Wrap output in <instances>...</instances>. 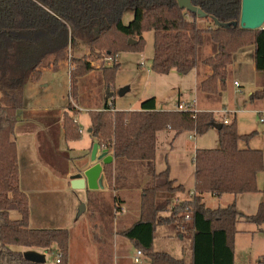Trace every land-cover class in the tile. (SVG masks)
<instances>
[{
	"label": "trees",
	"instance_id": "16d2710c",
	"mask_svg": "<svg viewBox=\"0 0 264 264\" xmlns=\"http://www.w3.org/2000/svg\"><path fill=\"white\" fill-rule=\"evenodd\" d=\"M203 13L181 9L177 0H0V264H45L24 258L13 247L49 251L56 247L59 264L68 262L69 235L65 229H30L28 200L18 187L17 155L14 137L17 111L23 107L24 87L41 78V69H57L66 61L77 41L85 42L88 53L71 58L69 96L76 101L78 81L94 67L91 59H114L100 68L105 87H111L119 63L118 54L142 52L144 32L153 34L151 71L167 75L175 70L188 75L197 67V52L208 35L211 54L201 60L210 75L199 84L206 95L224 91L227 68L238 51L252 47V61L261 78V88L251 94V101L264 99V30H246L239 26L241 0H190ZM133 18L122 23L126 10ZM199 20L210 21L201 27ZM214 22L217 24L215 25ZM129 41H134L129 44ZM73 111L70 102L67 106ZM91 137L107 149L117 162L145 163L150 183L140 194V218L121 232L135 250L150 264H194L197 220L207 225L210 236L219 234L229 258L235 249L237 223L242 218L257 227L264 225V201L253 215L241 214L235 201L224 208H209L203 195L221 197L258 192L257 174L263 168L261 150L240 148L248 144L256 132L240 135L233 116L228 123L218 121L212 112L157 111L153 98L144 100L136 111H112L105 105L102 111L89 112ZM221 124L217 130L218 147L197 149L193 157L192 197L172 205V196L185 189L170 177L166 165L155 170L156 136L170 130L175 135L189 132L197 136ZM66 141L79 137L78 126L63 114ZM105 180H112V166L103 169ZM159 194L166 195L158 199ZM19 214L12 220L9 213ZM190 221H185V216ZM169 237L182 239L180 258L158 250L155 240L160 229ZM222 233V234H221Z\"/></svg>",
	"mask_w": 264,
	"mask_h": 264
},
{
	"label": "crops",
	"instance_id": "0c3cea01",
	"mask_svg": "<svg viewBox=\"0 0 264 264\" xmlns=\"http://www.w3.org/2000/svg\"><path fill=\"white\" fill-rule=\"evenodd\" d=\"M252 51V47L238 51L234 54L231 65L228 66L229 69L231 68L233 72L237 73L235 75L236 78L232 80V84L230 85L232 99L228 102L226 100L227 96L220 95L221 93L218 97L219 101L215 99L218 102L209 101L212 99H209L211 97H206V94H204V98L208 101H205L201 97L199 84L210 75L209 68L200 63L203 58L199 60L197 67L188 75L181 76L175 70H172L164 76H171L179 84L187 83L190 86L189 92L192 91L194 94L193 99L190 98L194 109L212 112L215 116L219 114V117H216L218 121H223L225 118L230 120L233 116L238 120L237 115L240 113V110L239 108H235L236 102L234 101L236 100L235 92H239V90V94L245 92V96L248 99L250 110L247 112L257 115L264 112V99L260 101L250 100L251 94L261 88V78L255 70L252 61ZM206 53H208L207 55L211 53L210 47ZM118 57L116 61L119 63ZM66 63V61L60 62L56 70H53L50 65L42 68L40 80L36 83L29 82L25 85L23 107L17 111L16 115L17 122L14 127L13 140L17 155L18 187L28 200V227L38 230H67L69 235L67 264H150L149 260L142 254L138 256V262H135L137 250H135L129 240L121 235V232L131 227L140 218V194L142 189L150 183V175L146 164L126 161L117 162L113 158L111 163V183L109 184L105 180L102 170L97 181V190H89L85 187V208L80 215H78V207L81 201L70 188L68 177L80 170H87L93 165L89 157L92 145L94 143L98 144V142L91 137L89 112L102 111L106 104L112 105V111H136L139 110L141 102L150 98L154 99L157 111L174 110L176 106L173 105L174 107L170 108L164 100L158 99L155 95L145 97L144 94L133 102L128 109L125 107L117 108L114 94L111 92L112 89L108 88L105 97L100 96V101L96 105L83 106L78 102L80 98L79 82L91 76H97L90 80V83L94 81L93 88H95L96 84L98 87L100 85V87L105 88L100 68L94 67V70L78 81L77 99L73 101L69 96V85L65 93L63 92V84H58L56 89L52 86L54 80L53 73L63 70L69 76ZM252 81L256 85L255 88L248 84ZM234 82L238 84L237 88L233 85ZM180 90L182 89L178 90V95L182 96ZM126 92H128L127 87L120 94L124 95ZM56 96L61 100L58 106L55 105ZM64 99H66V103ZM69 102L73 111H69L67 108ZM181 103L178 100L176 105ZM184 104H190V101H185ZM217 107H222V109H218ZM65 112L78 126L79 137L76 140L66 141L64 138L62 124ZM225 112L227 113L226 115H224ZM82 113H85L83 119L81 118ZM215 131L217 132V130ZM179 135H175L170 130L157 133L155 170L156 172H161L167 165L170 170L171 179L176 184L182 185L185 189L184 193L170 198L173 200L174 197H178L182 200H188L193 187L194 167L192 175H189L191 180L185 182L175 166L168 160L166 153L163 154V168L158 166L160 163V140L162 143L164 141L168 142V140L174 143ZM169 145V151L171 152L173 146ZM240 148H250L249 143L247 145L244 144ZM197 149L202 148L194 149L193 157ZM108 154L111 155L110 152ZM257 189L259 191L258 187ZM165 197L166 195L162 196V194L157 196L158 199ZM232 201L236 203V196L232 197ZM259 203L256 204L255 211ZM238 208L241 209L240 206ZM239 209L237 210L241 214L249 216L242 213ZM238 223L235 249L231 258L226 253L222 237L219 234L210 236L207 225L204 223L198 224V227H200H197L194 233V264L197 261L200 264H236L235 256L239 246L240 234L246 233L247 236H250L249 234L257 233L262 235V232L257 231L261 229L260 227L256 230L257 232H254L250 228L249 230H239ZM159 232V236L163 237L165 231L160 229ZM176 240L177 243L173 242V238L167 235L164 244H160L163 247L164 245L170 248L173 247L171 249L177 251L178 255L174 254L176 252L173 253L172 250L171 252L165 249L162 251L180 258L183 249L182 239ZM165 242L167 243L165 244ZM38 250L29 251L27 254L40 256L43 260L48 254L54 255L51 264L54 263V258L57 256L55 246H52L49 251ZM44 263L46 262L44 261Z\"/></svg>",
	"mask_w": 264,
	"mask_h": 264
},
{
	"label": "rangeland",
	"instance_id": "374dc122",
	"mask_svg": "<svg viewBox=\"0 0 264 264\" xmlns=\"http://www.w3.org/2000/svg\"><path fill=\"white\" fill-rule=\"evenodd\" d=\"M132 18H133V11L131 9H128L125 11L123 15L122 23L124 25H127L132 20ZM198 23L201 27L212 25L211 22L208 20L207 21L199 20ZM142 36L144 39V46L142 52H125L118 54L119 69L116 71L115 76L113 78V82L110 87V89H112L111 92L114 94L116 107L117 108L125 107L126 109H128L133 102L138 100V98H140L144 94L145 97L155 95L158 99L164 100L167 103V106H169L170 108L171 107L173 108L174 107L173 105L176 106L178 100L182 102L181 104H184L185 101H190V104H193L191 99H193L194 94L192 91L189 92L190 86L187 83L179 84L171 76L158 75L151 71V63H152V55H153V34L152 32H144ZM209 47L211 48L210 40L208 35L205 34L203 36V44L197 52L198 60H201L205 56H208L207 55L208 53H206V51L208 50ZM87 53L88 51L85 42L82 40L77 41V45L75 49L74 50L72 49L70 52H68V56L66 59L67 66L70 63L71 58H81L83 55H86ZM90 63L93 67H99V68H101L102 66L108 67L111 65L109 62H105L104 60H102V57L98 59L92 58ZM139 64H141V66H139ZM53 75H54V80L52 86H54V88L56 89L58 84L59 85L63 84L64 86L63 92L65 93L66 88L69 85V76H67V74L63 70H59L58 72L53 73ZM235 75H237V73L233 72L231 68L230 69L228 68L226 75V89L220 92L221 94L219 93L220 95L227 96L226 99L227 102L232 99V94L230 92V85L232 84V80L236 78ZM96 77L97 76L95 77L91 76L90 78H86L85 80L79 82V95H80L78 101L79 104H82L83 106L96 105L100 101V96L105 97L107 92V87L105 88L100 87V85L98 87V85L96 84L95 88H93L94 81H91L90 83V80ZM248 84L250 86H254V88L256 87L254 81ZM126 87L128 88V92H126L124 95H121L120 93ZM180 88L182 89L180 90L182 96L178 95L179 94L178 90ZM55 89H53V91H55ZM239 92H235L236 100L234 101L236 102L235 108L236 109L239 108L240 110V113L237 115L238 120H236L237 132L240 135L249 134L254 131L256 132L255 136L251 138L248 143L250 148L261 150L263 154V164H264V123L259 122L260 117L258 114L257 115L253 113L249 114V112H247L250 110L248 99L245 96V92L243 94H239ZM219 94L207 95L206 97H211L209 99L212 100L209 101L215 102L216 101L215 99L219 101L218 98ZM200 95L201 97L204 98L203 93H201ZM55 99H56L55 105L58 106L61 100L58 98V96H56ZM245 99L247 101V104L246 101H244ZM204 100L208 101L205 98ZM64 101L66 103V99H64ZM220 105L222 106V104ZM218 109H222V107H219ZM84 117H85V113H82L81 118L83 119ZM216 117H219V114H216ZM169 144L173 146V150L171 152L169 151L170 148ZM239 146L243 147L244 144L240 143ZM217 147H218V137H217V132L214 129L209 130L206 134L202 136H197L189 132H183L180 133L177 139H175L174 143H171V141L169 140L168 142L164 141V143H162L160 140L159 143L160 163L158 164V166H161L160 168H163V154L166 153L168 156V160L175 166L179 175L184 179L185 182H188L189 180H191L190 176L192 175L191 173L193 172V167H194L193 158H192L194 149L196 148L214 149ZM257 178H258V184L256 180V185L259 188V191L257 193L250 195L243 194L236 196L237 199L235 203L236 208L239 209L238 206H240L241 209L239 210H241V212L244 214H248V215L254 214L256 204L258 202L264 201V168L260 173L257 174ZM232 197L234 196L229 194L223 195L221 197H215L205 194L203 195V202L207 207L212 209L218 207L224 208L227 205L231 204ZM237 202H238V206H237ZM9 217L12 220H17L19 218V214L15 211H11L9 213ZM200 223H204V222L202 220H197V225ZM238 228L239 230H249L250 228L254 232L257 229H259V227L249 222H246L244 219L242 220V218L239 219ZM260 228L261 229L257 231L262 232V235H259L257 233L249 234L250 236H247L246 233L240 234L239 246L237 248V254L235 256L236 264H264V225H262ZM165 234L166 231L163 234V237H161L159 236L160 232H158V237L155 240V246L158 250L165 249V250H169L168 252H171L172 250L171 248L173 247L170 248V247H166L165 245L163 247L161 246L162 244H160V243L164 244L165 238L167 237V235L165 236ZM173 242L177 243V240L173 238ZM166 243L167 242H165V244ZM13 249L16 251H20L23 255L27 254L29 251L32 250L36 251V249L19 247V246L13 247ZM172 252L173 253L176 252L174 254L178 255L177 251L172 250ZM53 256L54 255L48 254L46 257H44L43 261L46 262L45 264H51V261H53ZM196 264H200V262L197 261Z\"/></svg>",
	"mask_w": 264,
	"mask_h": 264
},
{
	"label": "water",
	"instance_id": "95a60500",
	"mask_svg": "<svg viewBox=\"0 0 264 264\" xmlns=\"http://www.w3.org/2000/svg\"><path fill=\"white\" fill-rule=\"evenodd\" d=\"M181 9L195 12L199 17L203 13L191 5L190 0H177ZM216 25L217 23L214 22ZM239 26L246 30H264V0H241ZM133 44L134 41H129ZM221 124H213V129L219 130ZM108 150L94 143L92 145L89 160L93 165L87 170H80L68 177L70 188L76 193L81 203L78 207V215L84 211L85 187L89 190H97V181L103 167L112 163L113 156ZM24 258L32 262H44L42 257L33 254H24Z\"/></svg>",
	"mask_w": 264,
	"mask_h": 264
},
{
	"label": "built area",
	"instance_id": "2783aa9c",
	"mask_svg": "<svg viewBox=\"0 0 264 264\" xmlns=\"http://www.w3.org/2000/svg\"><path fill=\"white\" fill-rule=\"evenodd\" d=\"M69 59H70V58H69ZM104 61H105V62H109L110 64H112L113 61H114V59H112V58H106ZM68 67H69V68H68ZM67 68H68V75H69V71H70V69H71V65H70V63L68 64ZM233 85L235 86V88L238 87V84H237L236 82H234ZM175 108H176L178 111H187V110H191V111L197 112V110L194 109V106H193L192 104H178V105H176ZM226 114H227V113L225 112L224 115H226ZM258 114L260 115V119H259L260 123H264V112H262V113H258ZM223 122H224L225 124L228 123V119L225 118V119L223 120ZM192 195H193L192 192H190V194H189V198L192 197ZM182 201H184V200H182L181 198L175 197V198L173 199V201H172V205H171V207H172L173 205H175V204L181 203ZM189 220H190V217H189L188 215H186V216H185V221H189ZM136 254H137V255H136L135 262H138L137 258H138V256L141 255V252H140V251H137ZM54 264H59V257H58V256H56V257L54 258Z\"/></svg>",
	"mask_w": 264,
	"mask_h": 264
}]
</instances>
